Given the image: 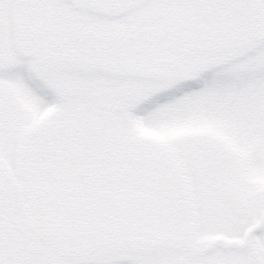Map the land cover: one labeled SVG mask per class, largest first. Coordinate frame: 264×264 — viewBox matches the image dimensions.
Instances as JSON below:
<instances>
[{"label": "snow or ice", "instance_id": "obj_1", "mask_svg": "<svg viewBox=\"0 0 264 264\" xmlns=\"http://www.w3.org/2000/svg\"><path fill=\"white\" fill-rule=\"evenodd\" d=\"M0 264H264V0H0Z\"/></svg>", "mask_w": 264, "mask_h": 264}]
</instances>
